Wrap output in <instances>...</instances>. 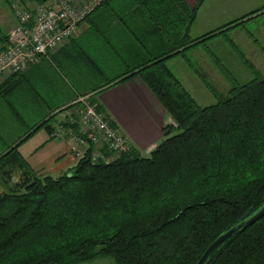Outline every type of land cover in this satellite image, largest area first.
I'll use <instances>...</instances> for the list:
<instances>
[{
    "label": "trees",
    "instance_id": "1",
    "mask_svg": "<svg viewBox=\"0 0 264 264\" xmlns=\"http://www.w3.org/2000/svg\"><path fill=\"white\" fill-rule=\"evenodd\" d=\"M14 1L30 8L50 0ZM112 1L103 0L84 23L98 30L102 9L112 7L150 55L109 84L141 78L176 126H165L163 141L148 156L134 148L112 163H93L89 144L75 167L54 177L35 172L20 151L39 129L53 138L58 116L76 105L51 109L0 156V264H81L104 257L115 264H197L221 235L264 207V77L247 62L255 78L226 94L208 85L218 101L201 107L166 60L197 42L191 29L205 0L194 8L184 0H128L121 11ZM4 2L11 6L13 0ZM234 23L199 39L225 34ZM112 29L105 39L117 49ZM28 71L1 83L0 98L15 94ZM92 102L105 113L96 98ZM206 264H264V218L236 232Z\"/></svg>",
    "mask_w": 264,
    "mask_h": 264
},
{
    "label": "rangeland",
    "instance_id": "2",
    "mask_svg": "<svg viewBox=\"0 0 264 264\" xmlns=\"http://www.w3.org/2000/svg\"><path fill=\"white\" fill-rule=\"evenodd\" d=\"M125 1L128 0L112 1L113 7L116 8L118 5L120 7ZM51 2L52 0L49 1V3ZM17 3L18 2L13 0L12 11H14L13 8ZM263 6L264 0H207L204 6L198 11L197 20L191 32V38L195 39L197 42L193 43L190 48L183 52V54L176 55L166 60V64L171 72L201 107L214 105L218 101L208 88V85L218 93L226 94L230 88H232L233 84L247 83L255 78L257 74L264 77ZM21 7L25 8L23 6ZM257 10L258 12L251 15L252 12ZM234 21L235 23L230 26L232 28L228 29L225 34L212 37L206 41H201L199 39L209 32H215L217 30L216 33H218L225 30H219V28L224 25L231 24ZM98 24L99 25L96 26L98 30L95 29V27L88 30L82 38L76 42L75 50H72L73 58L75 55L77 60L74 61L75 63L73 64V68L75 69L76 67V69L73 70V72H75L78 76H82L83 80H85L84 85L86 88L83 83L80 84L76 82L74 79L76 76L72 77L68 72H62L61 75L64 89L67 87L71 93L72 91L74 92L75 90H80L77 85H80L81 88L84 89L77 96H71L70 99L62 102L60 106L62 108H67L72 104L76 105V107L68 109L67 112L69 113L73 109L75 112L81 110V105L84 103H76V101L82 98H84L85 102L91 101L90 107L97 110L96 105L92 102V98L97 99L103 91L101 89L94 94L92 93L99 88V86H102L107 81L115 78L122 72L143 64L148 58L146 53L138 58L136 57L138 55L137 53H122L121 50L111 48L107 44V39H105L107 34L106 29L108 28L105 24L103 25L101 21H99ZM81 32L82 31H80V33ZM232 43H235L238 50H235L231 46ZM65 45L66 43L62 47ZM99 47L101 48L100 50L98 49ZM169 47L170 46H167V49ZM163 51L164 49L162 52ZM180 51L181 50H179V52ZM99 54H102L101 57H99ZM153 54H160V51L157 52L155 49V53ZM247 62L253 66L252 69L253 71H257V74L250 69ZM221 67L226 69L225 72L228 75L222 71ZM10 77V75L0 77V84ZM203 79L206 82H204ZM105 86H115V83H110ZM38 90L40 93L42 92L41 87H39ZM73 101H75V103H73ZM55 111H57V109ZM98 113L101 112L98 111ZM19 114L21 120L18 121V119L11 114L6 101L0 98V156L4 153L3 150H6V148H13L10 146H12L19 137H23L20 141L22 142L27 137L25 134L28 130H30L29 128L35 126L47 115H43L42 113H31L28 115L23 113ZM101 114H105L106 116L108 115L106 113ZM107 119L110 126H112L118 134L126 137L115 127V124H113L109 115L107 116ZM63 120V115H59L56 122L59 123ZM51 122L54 124L55 120H52ZM57 123L55 126H58ZM167 124L176 126L170 115H168L166 125ZM39 126L40 125H37L28 134L30 135L33 133V131L38 129ZM174 134L176 133L173 132L172 135ZM49 136L50 135L44 129H39L26 141V143L40 146L46 141V138H49ZM126 139L130 149H134L129 138L126 137ZM52 140L57 142L62 141L69 145L71 153L73 154L76 152L78 153V151L82 152V149L79 146H76L74 149L75 145L70 141H64L57 138H52ZM71 145H74V147ZM140 154L142 156H148L142 153ZM75 158L78 163L80 158L77 154ZM61 174L55 175L54 177H58ZM20 177V172H16L13 181L18 182ZM2 191H4V189L0 187V192ZM81 264H115V262L111 258L104 257Z\"/></svg>",
    "mask_w": 264,
    "mask_h": 264
},
{
    "label": "crops",
    "instance_id": "3",
    "mask_svg": "<svg viewBox=\"0 0 264 264\" xmlns=\"http://www.w3.org/2000/svg\"><path fill=\"white\" fill-rule=\"evenodd\" d=\"M184 1L187 6L194 8L199 0ZM206 2L207 0H205L200 9ZM128 7L130 8L131 6L125 7L124 11ZM120 9L123 10V7L118 5V10L121 11ZM101 19L102 24H105L108 29L113 28V31L116 30L118 32L119 37L117 36V39L112 40L116 41L118 50H121L122 53H137L136 57L138 58L144 53L149 57L148 50L129 33L125 23L121 20V17L115 15L112 7L105 6L102 9ZM95 22L97 23V21ZM88 24L84 23L82 25V29H84H81L82 32L66 43L64 47L50 53L48 57H42L39 63L28 71L26 77L21 79L20 89L7 100L3 99L8 104L12 115L11 109L25 115L31 113L46 115L51 109L60 107L62 102L67 101L71 96H77L84 90L80 85H77L80 90L72 91V93L67 87L64 89L61 75L62 72H68L72 77L76 76L74 79L77 83H83L84 85L85 80H83L82 76L79 75L80 78L73 72L76 69V67L75 69L73 68V64L77 60L75 55L73 58L72 50H75L76 42L89 30L90 25L88 26ZM15 26L16 20L12 5L10 6L4 0H0V50L7 42L9 31ZM108 45L112 48L110 44ZM98 49L100 50L101 48L99 47ZM151 50L155 53L154 48ZM101 55L99 54V57ZM112 79L99 86L103 87V92L97 97V101L105 113L109 115L115 127L129 138L132 147L142 154L149 155L164 139L163 130L167 123V112L141 78L133 77L115 86H104L109 84ZM37 87L38 89L41 87V93ZM94 93L96 91L92 94ZM13 116L15 117V115ZM50 138L52 136L46 138V141L40 146L30 145V143L25 142L23 143L24 145H21L20 151L35 172L55 176L74 167L77 160L76 156L71 153L69 145L62 141L50 140Z\"/></svg>",
    "mask_w": 264,
    "mask_h": 264
},
{
    "label": "built area",
    "instance_id": "4",
    "mask_svg": "<svg viewBox=\"0 0 264 264\" xmlns=\"http://www.w3.org/2000/svg\"><path fill=\"white\" fill-rule=\"evenodd\" d=\"M102 1L52 0L30 8L15 4L16 26L9 31L7 42L0 50V77L25 73L42 57L62 48L80 33L84 21ZM82 101L84 98L76 102L84 103L81 110L63 114L67 126H56L53 138L70 141L74 149L79 146L82 149L77 153L79 158L92 144L93 163H112L129 152L126 137L110 126L107 116L90 107L91 101ZM72 125L78 126V131Z\"/></svg>",
    "mask_w": 264,
    "mask_h": 264
},
{
    "label": "water",
    "instance_id": "5",
    "mask_svg": "<svg viewBox=\"0 0 264 264\" xmlns=\"http://www.w3.org/2000/svg\"><path fill=\"white\" fill-rule=\"evenodd\" d=\"M264 218V207L251 219L248 221L240 224L239 226L231 229L227 233L221 235L204 253L202 258L197 264H206L210 256L229 238H231L236 232L239 230L247 229L248 227L252 226L253 224L257 223L259 220Z\"/></svg>",
    "mask_w": 264,
    "mask_h": 264
},
{
    "label": "bare ground",
    "instance_id": "6",
    "mask_svg": "<svg viewBox=\"0 0 264 264\" xmlns=\"http://www.w3.org/2000/svg\"><path fill=\"white\" fill-rule=\"evenodd\" d=\"M78 100H79V99H78ZM78 100H77V101H78ZM77 101H76V102H77ZM73 103H75V101H73ZM67 111H68V110H67ZM67 111H65V112H67ZM65 112H64V113H65ZM64 113H62L61 115H63ZM76 154H77V152H76L74 155L76 156ZM254 216H255V215H254Z\"/></svg>",
    "mask_w": 264,
    "mask_h": 264
}]
</instances>
